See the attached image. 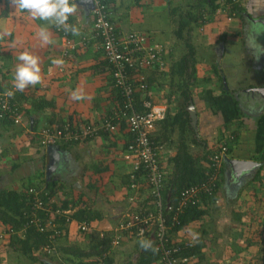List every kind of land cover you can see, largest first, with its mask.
Here are the masks:
<instances>
[{"label": "crops", "instance_id": "1", "mask_svg": "<svg viewBox=\"0 0 264 264\" xmlns=\"http://www.w3.org/2000/svg\"><path fill=\"white\" fill-rule=\"evenodd\" d=\"M85 1L74 0L77 9L71 15V25L78 34L70 32L66 36L54 24L34 20L27 12L16 9L12 0H0V90L15 92L16 102L23 111L20 126L0 124V194L46 189L50 185V207L64 213L55 226L59 228L61 219H69V224L62 228L63 234L53 241L54 253H35L37 261L10 246L8 227L0 221V236L5 238L0 242L3 243L0 264H71L75 258L70 249L95 256L93 245L106 235L112 236L128 210L129 196L137 192L126 183V177H131L130 165L123 159L126 131L112 134L101 130L84 143L48 148L39 146L33 135L38 129L66 123H87L101 128L119 105L102 42L94 34L93 9ZM107 1L110 17L120 34L142 33L149 44H160L165 50L167 72L145 73L152 84L149 98L167 107L166 119L152 133L166 172L165 187L172 173L171 161L185 138L193 140L189 144L191 154L200 156L203 151H216L218 141L227 136L233 138L235 132L238 144L230 158L253 161L262 167L259 157L263 137L258 132L264 127V114H260L264 95L253 93L252 89H264V55L258 56L253 50L252 37L255 34L257 43L264 47V34L255 33L253 28L257 24L264 26V0L257 4L255 0L242 2L245 9L242 19H231L227 10H219L212 22L192 32L190 43L196 51L198 79L192 91L193 99L186 107L174 88L178 81L173 80L174 86L170 80L172 64L186 53L183 41L174 36V22L169 23L171 0H165L166 4L162 0ZM42 27L52 43H42L39 37ZM223 37L225 41L221 42ZM240 42L244 49L237 55L232 48ZM197 47L204 50L199 51ZM24 51L39 58L41 80L23 91H15L16 57ZM233 52L235 62L224 67ZM55 60L62 63L54 64ZM167 75V79L162 78ZM234 91L237 93L233 94ZM73 94L80 99H73ZM192 104L197 124L190 116ZM182 108L188 113L193 128V135L185 138L181 129L172 124ZM259 168L248 173L239 185L234 175L228 174L227 165L217 202L200 222L174 237L184 242L197 243L198 239L205 242L198 255L199 264H263L264 251L260 255L259 246L242 247V242L250 238H264V167L260 177H256ZM260 185L263 195L257 196L254 204L249 190ZM139 195L143 203H137L138 207L150 200L146 189H141ZM253 214L259 218L261 233L253 231L256 227L251 222ZM80 217H92L88 232L78 229L79 224H84L78 222ZM140 253V241L125 237L120 246L111 248L106 264H136ZM74 254L77 256V252ZM95 258L83 256L81 260L89 264Z\"/></svg>", "mask_w": 264, "mask_h": 264}, {"label": "built area", "instance_id": "2", "mask_svg": "<svg viewBox=\"0 0 264 264\" xmlns=\"http://www.w3.org/2000/svg\"><path fill=\"white\" fill-rule=\"evenodd\" d=\"M105 1L93 0V30L95 36L102 42L105 61L112 70L113 86L120 92L122 101L119 102L115 115L121 114L127 122L128 131L134 137L124 151L123 159L130 165L131 180L134 181L131 190L137 191L135 195L129 196L128 210L122 215L112 233V248L121 245L125 237L132 238V235H135L139 240L148 238L155 244V249L160 253L159 264H199L196 255L182 254L183 244L187 249H191L195 243L178 241L171 236V231L179 224L178 216L187 208L197 205L202 197L213 196L221 164L228 156V147L224 144L217 148L211 158V164L207 165L208 171L203 182L184 190L177 202H172L168 196L164 203L162 191L166 172L159 159L160 151L151 136L157 124L166 119L167 107L149 98L148 76L145 73L167 72L165 50L160 44H149L147 37L142 33L120 34L110 17V8ZM69 19L67 23L71 25ZM57 30L63 35H68L63 28ZM8 92H0V113H6L9 120L20 126L23 122V113L15 101V92L12 96H8ZM137 93L143 94L141 112L136 110ZM119 128V123L114 125L112 120H105L101 128L87 123L83 125L66 123L60 127L38 129L33 135L39 146L48 148L84 143L98 135L101 130L114 134ZM141 189L147 190L151 201L147 205L142 204L138 207L137 203L140 201L143 203L139 195ZM27 196L30 205L26 212L29 214L28 222L19 233L8 228V235L25 234L28 229L48 234L50 244L41 247L38 253L53 254V241L63 233L55 224L57 225V219L64 213L59 209L55 211L51 209L50 196L46 189L30 188L27 190ZM169 214H172L171 221L167 217ZM66 222L68 225L69 219ZM90 228L89 223L78 226L83 233L88 232ZM3 237L4 235L0 236L1 239ZM107 257L108 254H104L102 258H95L89 264H106Z\"/></svg>", "mask_w": 264, "mask_h": 264}, {"label": "trees", "instance_id": "3", "mask_svg": "<svg viewBox=\"0 0 264 264\" xmlns=\"http://www.w3.org/2000/svg\"><path fill=\"white\" fill-rule=\"evenodd\" d=\"M242 2H243L242 0H190V2H188L187 0L186 1L187 9L185 11L182 12L180 11L179 8H173L170 11L171 12L170 17L172 18V21L176 25L174 36L178 40L183 41L184 50L186 51V53L188 52L187 54L185 53L178 61H175L172 64L170 71L171 74L170 80L173 83H174L173 80H176L175 82L178 81L176 91H178L180 95V99L183 100L184 102L183 107L189 106V102L192 101L193 93L191 88L196 87L197 79H198L197 76L198 61L195 58L196 51H195V47L190 43L192 32L195 29L203 27L204 25L212 22L215 19V16H217L218 14L217 12L219 10H227L226 12H228V16L242 19L245 13L244 11L245 9L243 8L244 4ZM105 3L108 4V1L106 0ZM177 14L179 15L178 18H177ZM69 21L71 24V17ZM67 34H70V32H68ZM223 41H225L224 37L221 42ZM110 74H112L111 68H110ZM147 83L150 90L152 84L149 81V78L147 79ZM223 84L224 83H222V85ZM116 91H117V98L119 99V102H121L122 100L120 98V92L118 90ZM235 93L237 92L234 91L233 94ZM142 97H143L142 93H137V95L135 96L137 102L136 110L139 112H141L143 109L141 105ZM120 106H122V104H120ZM20 110L22 111L21 108ZM117 110L112 112V114L108 115L106 120L109 121L112 120V124L114 125L119 123L120 125L119 131L121 130L120 132L126 131L125 134L127 135L126 137L127 141L124 147V151H126L129 143L133 141L134 137L128 131L127 122L125 119L121 117V114H119V116L115 115L116 114L115 112H117ZM182 118L185 119L183 120ZM172 120H173L172 124L177 125L181 129V135L183 136V138H185L184 136H188L192 134L193 128L190 126V118L188 116V113L184 111V108H182L180 114H178V116L174 117ZM0 124L8 125L9 127L15 126V124L7 118L6 113L3 114L0 113ZM236 134L237 133L235 132L233 133V138L227 136L225 140L218 141L220 145H224V144L227 145L229 150L227 153L229 157L233 154L234 147H236L238 144V136ZM260 135L261 137H263V144H262L263 147L259 157V162L262 164V167L258 169L259 172L256 177H260V172L263 171V167H264V127L260 129ZM151 138L155 143L153 136H151ZM191 142L193 143L192 139L191 141H188L186 138L184 141L180 142L181 144L178 148V153L171 161L172 173L166 185V189L164 190L163 196L164 198L170 196V199L174 203L178 201L180 194L184 190L189 189L192 186L200 184L201 182L204 181L206 177V173L208 171L207 165L211 164V158L216 153V151H203L202 155L193 156L189 151V144ZM226 170H227V163L225 162V160H223L221 164L219 176L217 177L216 180V189L213 196L202 197V199L197 205L190 206L185 210V212L182 215H179L178 216L179 224L177 226L175 225L172 228L171 236L175 237L180 232L187 231L188 228H190V226L200 222V220H202L208 214L209 208L212 205H214L219 198L220 188ZM126 179H127L126 183H128V186L130 185L131 187L132 186L131 177L130 176L126 177ZM48 188L51 189L50 185L46 188V190L49 192V196L51 197L52 193H50L51 191H49ZM26 189H28V187ZM150 201L151 199L147 200L145 202V205H147ZM29 206L30 205L28 202L27 191H11V192L1 193L0 221L4 226H7L8 228H12L13 230H15V232L19 233L22 230L23 226L28 222L29 214H27L26 212ZM171 216L172 214H169L167 216L169 221H171ZM78 222L91 224L93 220L92 217H87V218L80 217L78 218ZM59 225H60L59 230L63 231L64 229L62 228H65L67 225L66 219H61ZM111 237L112 236L106 235L103 238H101L102 239L101 241H98L96 244L93 245V254H95V256H85V254L81 253L80 251H76L75 249H70V252L73 253V257L75 258V260H71L72 262L70 263L86 264V263H82L81 258H83V256L85 258L86 257L102 258L104 254H108L109 256V251H111L112 248ZM132 239L140 242L141 241L150 242L148 238L144 240H139L135 237V235H132ZM185 242L187 243L190 241H185ZM194 243L195 244L191 249H187L185 244H183L182 254L190 255V256L196 255L198 257V255H200L201 253V249L205 247V242H203V240L201 239H198L197 243L196 242ZM49 244H50L49 235L38 233L35 229H28L27 233H25L24 236L20 234L19 235L12 234L10 236V246L17 248V250H19V253L21 255L26 256L27 258L34 261H37V259L34 257L35 253H38L41 247L47 246ZM262 244L264 246V238L262 239ZM76 252H77V256L76 254H74ZM159 259H160V253L155 249V244L150 242V247L147 250L141 247V253L139 255L136 264H152L159 262ZM262 260L264 264V253ZM107 262H108V257L106 258V263Z\"/></svg>", "mask_w": 264, "mask_h": 264}, {"label": "clouds", "instance_id": "4", "mask_svg": "<svg viewBox=\"0 0 264 264\" xmlns=\"http://www.w3.org/2000/svg\"><path fill=\"white\" fill-rule=\"evenodd\" d=\"M12 3L16 9L27 12L34 20L39 19L40 21H47L50 24H54L57 28H63L66 33L71 32L73 35L78 34L76 27L67 23L69 17L73 15L77 9V5L74 0H12ZM39 37L43 44L52 43V41L49 39L48 32L43 27L39 32ZM252 42L255 45L253 50L257 51L258 56L264 55V47L257 43L255 34L252 37ZM16 60L17 64L13 77L15 91H23L29 86H34L40 83L41 70L39 67L38 57L31 55L27 51H24L16 57ZM53 63L60 64L62 62L60 60H55ZM7 95L12 96L13 92L9 91ZM73 99H80V97L73 94ZM226 159L236 160L230 158L229 156ZM165 188L166 187L164 184V189L162 191L164 203L167 199V197L164 198L163 196ZM140 246L147 250L150 247V242L141 241ZM39 254L41 255V253Z\"/></svg>", "mask_w": 264, "mask_h": 264}, {"label": "rangeland", "instance_id": "5", "mask_svg": "<svg viewBox=\"0 0 264 264\" xmlns=\"http://www.w3.org/2000/svg\"><path fill=\"white\" fill-rule=\"evenodd\" d=\"M163 1V3L164 4H166V1L165 0H162ZM186 1L187 0H171V3H170V11L173 9V8H179L180 9V11H185L186 9H187V5H186ZM260 0H255V3L257 4L258 2H259ZM188 2H190V0H188ZM243 2L245 3V0H243ZM155 10V9H154ZM171 13V12H170ZM179 13H181V12H179ZM144 16H146L145 14H144ZM150 16V14H147V16L146 17H149ZM166 15H164V18H165V20H166V17H165ZM171 16V15H170ZM178 14H177V18H178ZM231 19H234L233 17L231 18ZM169 23H172V20H171V18H170V21H169ZM174 27L176 28V25H174ZM254 32L255 33H257V34H264V26H261V25H259V24H257V25H254ZM181 47H182V45H181ZM197 49L199 50V51H203L204 49L201 47L200 49H199V47H197ZM232 49H234V51H235V53L237 54V55H239L240 54V51H242L244 48H243V45H242V43L240 42V43H238L237 45H234L233 46V48ZM179 52H180V50H179ZM230 55V54H229ZM225 62V61H224ZM230 62H235V58H234V52H233V54H232V56L229 58V60L227 61V62H225L224 63V67H226V65L227 64H230ZM238 63V62H237ZM242 63V62H241ZM241 63H239V64H241ZM238 64V65H239ZM221 68L223 67V66H220ZM240 67H242V65L240 66ZM217 68H219V66L217 67ZM220 69V68H219ZM226 69V68H225ZM169 77V75H167V76H165V77H162V78H168ZM169 80V79H168ZM170 81V80H169ZM176 84L174 83V86H175ZM234 86V85H233ZM232 86V87H233ZM237 85H235L234 87H236ZM175 89L177 88V85L174 87ZM192 89V91H193V89H194V87H192L191 88ZM248 91V90H247ZM260 114H264V108L261 110V112H260ZM259 133L260 132H258V136H259ZM215 147V146H214ZM191 152V151H190ZM192 153H193V151H192ZM264 175V174H263ZM263 177V176H262ZM259 184V183H258ZM257 186V185H256ZM253 188V187H252ZM256 189V190H255ZM257 191V192H256ZM227 192H229V191H227ZM262 192H263V186L262 185H260V186H258L257 188H253V189H250L249 190V194H251V199H252V202L254 203V204H256L257 202H254V201H257V196H260L261 194H262ZM263 195V194H262ZM261 195V196H262ZM254 200V201H253ZM256 207V206H255ZM223 216H224V213H223ZM223 216H222V220L221 221H223ZM250 216H252V215H249V217ZM217 217V216H216ZM259 218L256 216V215H254L253 214V217L251 218V222H254V223H256L255 225H256V227H254V232H256V233H261V226H260V224H259ZM258 221V222H257ZM223 225H225V224H223ZM262 225V224H261ZM260 238V236L259 237H257L256 239H254V238H250V240H247L246 242H242V247H246V248H249V247H252V246H255V245H257V246H259V254L260 255H262V251L264 250V246H263V244H260V240H262V239H259ZM5 240V238L3 237L2 239L0 238V242H3ZM248 245H247V244ZM3 243H0V245H2ZM243 249V248H242ZM244 250V249H243ZM213 262V261H212Z\"/></svg>", "mask_w": 264, "mask_h": 264}, {"label": "water", "instance_id": "6", "mask_svg": "<svg viewBox=\"0 0 264 264\" xmlns=\"http://www.w3.org/2000/svg\"><path fill=\"white\" fill-rule=\"evenodd\" d=\"M85 3L88 4L89 6H91L92 9L94 8L93 0H86ZM252 91L258 92L259 94L264 95V89H252ZM189 112H190V116H191L193 123L197 124V115H196V111L194 110L193 104L190 106ZM50 152H52L51 149H50ZM225 162L227 163L229 170H230L229 171L230 173H228V174H233L234 178L237 179V184H239V185L242 184V180L245 177L250 175L248 173L253 172L255 168H259V165L253 161H241V160L226 159ZM229 193H230V191H229ZM232 194H234V192H232Z\"/></svg>", "mask_w": 264, "mask_h": 264}, {"label": "flooded vegetation", "instance_id": "7", "mask_svg": "<svg viewBox=\"0 0 264 264\" xmlns=\"http://www.w3.org/2000/svg\"><path fill=\"white\" fill-rule=\"evenodd\" d=\"M256 89H259V88H256ZM243 92H245V91H243ZM253 93H258V92H253ZM240 94H241V91H240ZM243 94H244V93H243ZM243 94H242V97L245 96V95H243Z\"/></svg>", "mask_w": 264, "mask_h": 264}]
</instances>
